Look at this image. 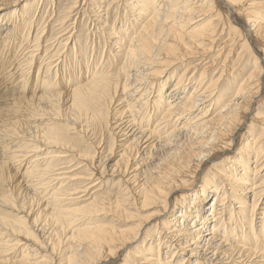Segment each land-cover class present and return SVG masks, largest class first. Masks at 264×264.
I'll list each match as a JSON object with an SVG mask.
<instances>
[{"label":"bare ground","instance_id":"bare-ground-1","mask_svg":"<svg viewBox=\"0 0 264 264\" xmlns=\"http://www.w3.org/2000/svg\"><path fill=\"white\" fill-rule=\"evenodd\" d=\"M21 1L8 3L16 6ZM77 1L66 7L64 20ZM260 1L115 0L125 11L109 30L113 49L106 52V59L115 66L114 71L101 69V63L88 64V58L83 60L79 53V59L65 66L61 74L54 73L52 80L42 75L39 83L40 74L36 73L28 117L34 118L37 110L42 113L46 102L54 111L66 103L73 124L91 122L94 128L110 131L112 147L105 160L111 162L112 154L118 157L110 170L103 169L99 179L120 177L117 181L125 185L122 195L128 199L111 201V196L119 193L110 196L109 191L110 197L90 195L91 201H82L85 205L65 208L59 205L62 197L51 198L38 212V229L37 220L30 217V223L22 217L14 221L0 218L2 227L13 237L25 238V244L18 239L12 245L10 240L5 241L8 246L0 244V264H116L121 252H126L121 264H264V211L258 216L264 208V5ZM24 13V9L11 13L17 23L0 36L3 48L10 49L19 41L16 29L20 30L22 22L18 15ZM238 18L243 29L235 24ZM3 22L0 18V32ZM100 28L106 35L108 30ZM223 34L227 38L216 47ZM44 35V31L38 35V47ZM251 42L262 54L261 63L248 51ZM36 50L26 58L25 70L30 68ZM212 50L219 52L203 68L206 62L200 59H209L207 54ZM226 51L216 75L211 74ZM233 57L235 63L229 68ZM179 64H184L180 76L169 74ZM70 66L75 73L68 70ZM224 76L230 81L220 91ZM38 86L42 94H38ZM118 101L126 103L110 117L111 106ZM16 102L19 105L18 99ZM253 106H261L263 111L255 113ZM24 122L11 124L6 133L22 129ZM25 128L38 137L39 144L75 145L60 125ZM1 168L4 171L7 165ZM56 175L55 180H60L62 174ZM9 178L10 173H2V180ZM150 209L153 211L141 214ZM87 214L102 217H95L97 221L88 218L81 229H74L76 216ZM41 221L45 225L40 227ZM50 225L54 227L46 235ZM9 247L25 251L19 259L3 260L1 254Z\"/></svg>","mask_w":264,"mask_h":264},{"label":"rangeland","instance_id":"rangeland-1","mask_svg":"<svg viewBox=\"0 0 264 264\" xmlns=\"http://www.w3.org/2000/svg\"><path fill=\"white\" fill-rule=\"evenodd\" d=\"M8 1L9 0H0V5H2L1 6L2 12H0V18L4 19V22H3L4 26H2L3 28H2V31L0 32V36L3 33L5 34L6 31L11 30L10 28H13L14 24L17 23V22H14L15 19H13L11 16V15H13V14H11V13H13V10L17 9V11H20V13H21V11L24 9L25 13L23 15H21V14L18 15L20 17L22 23L19 26L20 30L16 29V36L19 39V41L15 44V46H13L14 49H13V47L10 49H5L2 46H0V53L3 52L0 55V61L1 60L3 61V62L2 61L0 62V64L2 63L1 64L2 66H0V74H1L0 75V127H1L0 128V218L8 219L10 221H14L18 217H22L23 219L25 218L26 221H28V223H30V220L28 218V217H30L31 220H34V221L37 220L36 224H37V229H38V217H37L38 212L42 211L45 208L47 203H49V199H51V198H61L62 197V199H64V200H61V201L59 200L60 201L59 205L64 206L65 208L72 207V205H78V206L85 205L86 203L84 204V203H82V201L88 200L87 202H89L94 197L99 198V199H100V196L108 197L109 191H111L110 196L112 194L113 195L116 194L115 192L119 193L118 195L116 194L114 196H111V201L114 198L115 199L118 198L121 200H127L128 199L127 196L124 198V196L122 195V193H123L122 189L125 187V185L123 184L122 181H120V182L117 181L120 179V177L114 176V177H106V178H103L102 180L99 179L103 169L106 170L108 168L110 170L109 166L111 164H113V162H115L117 160V157H118L116 154H112L111 156H113V158H112L111 162H107L105 160V156L108 154L107 152L109 150H111V147H112V139H111L112 134L110 133V131H108L107 129H105V131H104V130H100V128L99 129L94 128V126L91 125L92 124L91 122H81V123H77V125L73 124V119L70 118L71 116H69L70 111L67 109L66 103H61L60 104L61 109H58L59 111L58 110L54 111L52 109V107L49 106L48 103L46 102V104H44L45 106H43L40 109L43 114L40 111L38 112V110H37L36 111L37 115L34 116L35 119L33 117H28V112H29V108L31 105V101H30L29 97H31L30 94H31V91L33 88V84L35 83V77L37 78L38 73L40 74V76H38V78H39L38 82L39 83L41 81L42 75H48L49 78L52 80L53 79L52 77L55 75L54 73L61 74V71H62V69H65V66L69 67L70 64L75 63V61H77L79 59L78 58L79 53H82L83 60L85 59V57L88 58V60H89L88 64L90 63V64H96L97 65L98 63H101L102 64L101 69L105 68V70H107V68H108V71L109 70L114 71L113 69L115 68V66L113 64L107 63L108 59H106L107 58L106 52L111 51L110 49H113L112 48L113 42H111L112 36L109 35L110 34L109 30H111V28H115V26L120 22L119 18L122 16V14L125 11L123 9V7H124L123 4H118L115 2V0H95V1H93V3H91L92 0H89V1L88 0H83V1L78 0L77 4H75V6H77V7L74 6V8L72 9V12H70L68 17L65 18V20H66L65 21L62 16L66 12V10L70 6V4L73 2V0H48L47 2L43 1V3L40 0H22L16 6H12L11 3H8ZM38 1H40V4L42 3L41 6L40 5L38 6ZM260 3H263L262 4V6H263L264 0L260 1ZM35 6H36V8H35ZM38 9H39V11H38ZM222 9H225V8L222 7ZM96 11H99L98 15H97V13H95ZM105 14H106V16H105ZM23 16H25V19L23 18ZM236 21L238 22V23H235L236 26L239 29H243V27H244V25L242 24L243 21L239 18L236 19ZM98 23H102V25L98 24ZM99 26H102L103 29L108 30V31H106V35L104 33H102L103 31L101 30V28H100V30L98 29ZM8 27H9V29H8ZM4 30H6V31H4ZM43 31L45 32V35L43 36L44 39L42 40V43L38 47V35L43 33ZM18 34H20V35H18ZM102 34H104L103 35L104 37L102 36ZM67 38L69 40L66 41ZM225 38H227V36L224 34L222 37L218 38L217 39L218 42L216 44V47H218L219 44H221L225 40ZM75 39H76L78 45L76 46V48L73 51V47H74L73 43L76 42ZM106 39H107V41H106ZM248 40H249V38H248ZM35 44H36V47H35ZM97 44H98V46H97ZM248 45L250 46V49L248 48V51L250 50L249 53L250 52L253 53L254 56H256L259 59V61L262 60V54L258 50V48L255 46V44L253 45V43L251 42ZM104 46H105V48H104ZM60 47H61V49H60ZM34 48L37 49L35 54L33 52L35 58H34V60H32V62H31L32 64L30 66H28L30 68L25 70L24 69V66H25L24 63H25V61L28 60L26 58L31 53L32 49H34ZM102 48L104 50H102ZM215 49H217V48H215ZM3 50H5V52ZM22 52L24 55L22 54ZM218 52H219V50L218 51L214 50V52L212 50L209 54H207L209 56V59L207 58L209 61H207V59L205 57L200 59L204 63L206 62L203 65V68L205 66H207L208 64H210V61L213 60L217 56ZM76 53H77V56H75ZM115 53H117V52H115ZM221 53H222V51H221ZM226 53H227V51L225 53H223V55L221 54L222 57L220 56V58L216 61L215 64H217V65L214 67L213 71L210 72L211 74L213 73V75H216L215 73L218 71V68L221 66L222 60L225 57ZM52 54H55V55H52ZM42 55L45 57L43 58ZM50 55H52V57ZM101 56H102V58H101ZM235 60H236L235 57L230 59V62L228 63L229 68L232 67L231 65L233 63H235ZM44 61H45V63H44ZM65 61H66V63H65ZM22 63H23V65H22ZM51 63H52V66H51ZM106 63H107V65H106ZM260 63H261V61H260ZM183 65L179 64L178 67L175 66L174 70L171 69L169 71V74L171 73V75H172L174 72L177 74V76H180L181 70L183 69ZM29 70H30V72H29ZM39 70H40V72H39ZM68 70H70L71 73H75L73 71L74 69L71 66H70V69H68ZM5 71H6V73H5ZM228 71L229 72H227V74H229L231 72V69H229ZM45 72H48V73H45ZM42 73H44V74H42ZM59 74H58V76H59ZM234 76H236V74ZM226 78H227V76L226 77L224 76L223 80L219 82L220 91L225 87V85H226L225 82L230 81V80H228V78L226 80ZM7 82H9V83H7ZM23 83H25V86H23L24 85ZM20 88H22L23 91L26 89L25 93L22 92V89L20 90ZM59 90H61V89L59 88ZM52 91H54V90H52ZM42 92H43L42 88L38 86V94H42ZM14 99L19 100V102H20L19 105L16 102V100H14ZM125 103L126 102H123V101L122 102L118 101V102L114 103L111 106L112 108L110 111H112V112L110 114V117L112 115L114 116L115 113H118L119 109L122 106L124 107ZM262 109H263V107H261V106H259V109L253 106L252 111H254L256 113L258 110H259V112L263 111ZM55 113L58 114V116L54 115ZM116 116H118V115H116ZM29 118H33V120L31 121V119H29ZM17 119H19V120H17ZM18 121H20V122L25 121L22 129L18 130L15 133H8L7 134L6 131L11 129V127H12L11 124H14L15 122H18ZM110 123H113V119L108 124H110ZM8 124H10V125H8ZM51 124L52 125H60L63 128L64 133L68 134V136L71 139L75 140V142H76V143L74 142L75 145L74 146L68 145L69 147H64L63 145L58 146L55 144H48L46 146L39 144L38 143V137L33 135L31 130L28 131V128H25V127H33V126H37L40 128V127H44V126H51ZM102 127L107 128V126H104V125H102ZM72 129H74V130H72ZM13 136H15V137H13ZM33 140H34V142H33ZM25 141H28V142H25ZM43 148H44V150H43ZM57 149H59V150H57ZM113 150H114V148H113ZM159 153L162 154L161 151ZM57 156H62V157L59 158ZM36 157H37V159H36ZM30 158H31V160H30ZM63 159L66 161H64ZM32 161L37 162V164H35V162H32ZM3 164L7 165V168L4 171L1 168V165H3ZM32 166H35L36 168L32 167ZM61 166H63V167H61ZM85 167L89 168V169H86ZM31 168L32 169L35 168V171H33ZM44 168H47V169H45V171H43ZM31 171H33V172H31ZM58 171H59V173H58ZM91 171L95 172V175L92 174ZM65 172H66V174H65ZM2 173H10V178L6 179V180H2L1 179ZM68 173H70L71 175ZM40 174H42V175H40ZM56 174H62L60 176L62 179L60 178V180H55L57 178ZM80 176H82L83 178ZM37 177H39V178H37ZM87 177L89 179H87ZM65 178H67V179H65ZM78 178H81V179H78ZM82 179H84V180H82ZM54 180L56 181V183L54 182ZM68 181H70V182H68ZM26 182L27 183L29 182V184H26ZM90 182H92V183H90ZM65 183L67 184V186ZM36 184H38V185L36 186ZM53 184L55 185V187L53 186ZM33 187H36V189ZM50 187H52V188H50ZM95 188H97V189H95ZM45 190H47V191H45ZM132 191H134L133 188H132ZM71 192H72V194L69 195V193H71ZM73 192H75V194ZM94 192H96V193H94ZM106 194H108V195H106ZM78 195L83 196L82 198L75 199L78 203H75L76 202L75 200L74 201L69 200V199H71V197L72 198L73 197L74 198L79 197ZM90 195H92L91 196L92 198L90 197ZM121 195H122V197H121ZM69 196H70V198H69ZM5 198L8 199L7 201H9L11 199V202H7L5 200ZM20 202L25 203V205H21ZM30 202H31V204H30ZM73 203H75V204H73ZM19 206H21V210H20ZM23 206H26V207H24V210H23ZM129 211L134 212V210H131V208ZM149 211H153V210L150 209V210H147V212L145 211V213L142 212L141 214L146 215ZM262 211H264V208H261V211H259L258 216L261 215ZM27 214H28V216H27ZM92 214H95V213L92 212L91 215ZM91 215L87 214V215L76 216V218L78 219L79 222L75 218L76 223L74 222V224H72V225H74L73 226L74 229H81L82 227H80V226H83L86 223V220L88 218H92V220L94 219L93 221H97L99 218L97 220H95L96 219L95 217H102V215H98V216H94V217ZM36 217H37V219H36ZM43 224L45 225V223L41 221L39 223V226L40 227L44 226ZM50 226H49L50 230H49V228L46 229V232H45L46 235L48 233H50L51 229L54 227L53 225L51 227ZM127 226H129V225H127ZM46 235L43 237H46ZM6 236H7V238H6ZM2 237H3V240H2ZM40 237H42V234H40ZM0 238H1L0 244H3V245L7 244L5 241H9V240H10L9 244L12 245L14 242H16L17 239L22 240V244H25V243H23V241L25 239L23 236L13 237L11 235V232L8 231L4 226L2 227L1 224H0ZM7 246H8V244H7ZM27 248L28 247L25 245L24 249L26 250ZM24 249H22V248L12 249L11 247H9L3 254H1L2 255L1 257L3 258V260L11 259V258L12 259L13 258L19 259L22 256L21 253L25 251ZM59 251H61V250H59ZM125 254H126V252L125 253L121 252V254L119 256H121V255L122 256L117 262H119L120 264L123 263L122 259H123V256ZM60 258H63V256H61ZM117 262H116V264H117Z\"/></svg>","mask_w":264,"mask_h":264}]
</instances>
